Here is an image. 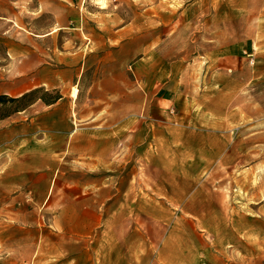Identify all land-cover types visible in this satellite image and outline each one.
Returning <instances> with one entry per match:
<instances>
[{
    "label": "rangeland",
    "instance_id": "374dc122",
    "mask_svg": "<svg viewBox=\"0 0 264 264\" xmlns=\"http://www.w3.org/2000/svg\"><path fill=\"white\" fill-rule=\"evenodd\" d=\"M0 97V264H264V0H0Z\"/></svg>",
    "mask_w": 264,
    "mask_h": 264
},
{
    "label": "crops",
    "instance_id": "0c3cea01",
    "mask_svg": "<svg viewBox=\"0 0 264 264\" xmlns=\"http://www.w3.org/2000/svg\"><path fill=\"white\" fill-rule=\"evenodd\" d=\"M144 66H146L145 63H141V61H138L137 63L130 65V67L128 68L123 67L124 69L122 70L119 69V71L104 76L102 80L103 86H106L107 84L116 85L117 89L119 91H123L124 94H126V90L134 91L135 95H138L139 97L138 102L136 101L135 105L133 106L138 113H143L144 109H147L149 111L148 114L152 116L153 111H157L162 115L172 114L171 116H169V118L171 117L172 119H175V117H177V115L174 114V103L176 102V97H172L169 94L158 96V92L160 89H158L157 86H159L161 82L154 83L157 73H155L154 70L152 71L150 62L148 63V69L144 68ZM131 74L132 78L130 77ZM55 83V80L49 82L44 80L37 86V89H48V87H46L47 85L55 88L57 87ZM165 83L166 86H169L168 84L171 82ZM129 107L133 108L131 105ZM128 120L129 119H125L123 122H121V124H124ZM135 177L136 180L139 179L138 176ZM95 209H101V200L98 201V205L95 207Z\"/></svg>",
    "mask_w": 264,
    "mask_h": 264
},
{
    "label": "trees",
    "instance_id": "16d2710c",
    "mask_svg": "<svg viewBox=\"0 0 264 264\" xmlns=\"http://www.w3.org/2000/svg\"><path fill=\"white\" fill-rule=\"evenodd\" d=\"M29 95V94H28ZM61 97V95H58L57 97H55V99L52 102L49 103H54L56 102L59 98ZM1 99H3V97H0V101H2ZM11 100H15V99H11ZM45 100V99H44Z\"/></svg>",
    "mask_w": 264,
    "mask_h": 264
},
{
    "label": "bare ground",
    "instance_id": "6f19581e",
    "mask_svg": "<svg viewBox=\"0 0 264 264\" xmlns=\"http://www.w3.org/2000/svg\"><path fill=\"white\" fill-rule=\"evenodd\" d=\"M74 95H76V93Z\"/></svg>",
    "mask_w": 264,
    "mask_h": 264
}]
</instances>
